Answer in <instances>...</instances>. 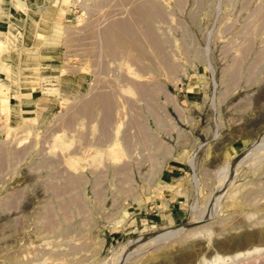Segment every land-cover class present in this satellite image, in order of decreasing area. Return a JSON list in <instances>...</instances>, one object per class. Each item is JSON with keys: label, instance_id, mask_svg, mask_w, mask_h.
I'll return each mask as SVG.
<instances>
[{"label": "rangeland", "instance_id": "1", "mask_svg": "<svg viewBox=\"0 0 264 264\" xmlns=\"http://www.w3.org/2000/svg\"><path fill=\"white\" fill-rule=\"evenodd\" d=\"M0 41V264H264V0H0Z\"/></svg>", "mask_w": 264, "mask_h": 264}, {"label": "crops", "instance_id": "2", "mask_svg": "<svg viewBox=\"0 0 264 264\" xmlns=\"http://www.w3.org/2000/svg\"><path fill=\"white\" fill-rule=\"evenodd\" d=\"M157 161L162 164L168 163V161L164 162L162 158L161 160L158 159ZM160 175L163 176V173L161 172ZM165 175H167V173ZM156 179V181L158 182L160 180V176ZM166 182L167 181L163 179V183ZM155 183L154 189H158L159 186ZM135 201H138L137 206L139 208V211L141 212V214H144V216H141V218H147L145 221V223L147 224H149L150 221L152 224H158L162 226L173 224L179 222V220L184 217L186 213V209L182 208V205L180 204L181 200L179 198V195L172 191L165 190L162 196L161 193L148 194L146 191L136 197Z\"/></svg>", "mask_w": 264, "mask_h": 264}, {"label": "bare ground", "instance_id": "3", "mask_svg": "<svg viewBox=\"0 0 264 264\" xmlns=\"http://www.w3.org/2000/svg\"><path fill=\"white\" fill-rule=\"evenodd\" d=\"M0 43H1V41H0ZM6 99L7 98H2V101L4 100V101H6ZM3 101V102H4ZM261 139V138H260ZM264 139V138H263ZM262 141V140H261ZM264 142V141H263ZM262 143V142H261ZM260 146V145H259ZM250 150H245V151H243V155H242V153H241V155H242V157L240 156L238 159H237V161H235V162H243V161H245L244 159H245V157L247 156V154H248V152H249ZM249 155V154H248ZM239 160V161H238ZM241 160H243V161H241ZM234 162V163H235ZM227 167H226V170H227V173H228V171H230V170H232V167H233V162H232V160L229 162V163H227ZM237 166V165H236ZM234 167H235V165H234ZM235 169V168H234ZM225 170V169H224ZM224 170H222L223 172H224ZM225 170V171H226ZM221 172V171H220ZM223 172H221L222 174H223ZM218 173V172H217ZM220 173V174H221ZM225 173V172H224ZM231 173V172H230ZM219 174V175H220ZM220 175V178H221V176H223V175ZM227 176V175H226ZM219 180V179H218ZM221 180V179H220ZM208 207V206H207ZM205 211V210H204ZM206 213V212H205ZM205 213L202 215L203 217H206L205 216ZM209 214V213H208ZM207 214V215H208ZM210 215V214H209ZM198 220H201L202 219V217H198L197 218ZM197 219H196V221H197ZM195 220V219H194ZM190 222H192V221H190ZM194 222V221H193ZM178 228H180V226H178V227H174V228H170V229H167V230H165V231H163V232H157V233H154V234H152L151 236L150 235H148L147 237H143L142 239H144V241L145 242H143V243H149V244H153V243H157V242H159L161 239L162 240H164V239H166L168 236L170 237V235H174L173 233H176L178 230H180V229H178ZM142 239H139V240H142ZM159 240V241H158ZM133 241V240H132ZM134 242V241H133ZM142 243V244H143ZM135 244V243H134ZM141 244V243H140ZM144 245V244H143ZM140 246V245H139ZM149 247V245L147 244V245H145V246H142V248L144 247V249H146V247ZM136 247V246H135ZM134 247V248H135ZM141 247V246H140ZM133 248V247H132ZM137 249V248H136ZM141 249V248H140ZM140 249H137V250H140ZM143 249V250H144ZM134 250V249H133ZM137 250H136V253H137ZM125 251V250H124ZM126 251H128V250H126ZM135 251V250H134ZM129 252V251H128ZM128 252H126V253H128ZM122 253V252H121ZM135 252H133V254H134ZM120 255H122V254H120ZM124 256H126L125 254H123V256H120V258L116 261V262H114V264H120L121 262H122V259L124 258ZM133 256H135V255H133ZM128 259V258H127Z\"/></svg>", "mask_w": 264, "mask_h": 264}, {"label": "water", "instance_id": "4", "mask_svg": "<svg viewBox=\"0 0 264 264\" xmlns=\"http://www.w3.org/2000/svg\"><path fill=\"white\" fill-rule=\"evenodd\" d=\"M241 156V153H239L238 155H236L234 158H233V160H232V162L234 163L235 161H237V159L239 158ZM227 188V186L225 187V189ZM224 189V190H225ZM223 190V191H224ZM202 221V219L201 220H199V222H201ZM196 225H198V223H195V222H186V223H184V224H182V225H179L180 226V228H178V229H180V230H178L179 232L181 231V230H183V229H187V228H192V227H194V226H196ZM176 234H177V232H176ZM175 235V234H174ZM173 236V235H172ZM140 237L141 236H138V237H136V238H134L133 239V241L134 242H137L139 239H140Z\"/></svg>", "mask_w": 264, "mask_h": 264}]
</instances>
